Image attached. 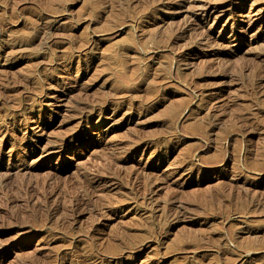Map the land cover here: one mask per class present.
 I'll return each instance as SVG.
<instances>
[{
  "label": "rangeland",
  "instance_id": "1",
  "mask_svg": "<svg viewBox=\"0 0 264 264\" xmlns=\"http://www.w3.org/2000/svg\"><path fill=\"white\" fill-rule=\"evenodd\" d=\"M194 1L0 0V264H264V0Z\"/></svg>",
  "mask_w": 264,
  "mask_h": 264
},
{
  "label": "bare ground",
  "instance_id": "2",
  "mask_svg": "<svg viewBox=\"0 0 264 264\" xmlns=\"http://www.w3.org/2000/svg\"><path fill=\"white\" fill-rule=\"evenodd\" d=\"M172 2V1H171ZM184 3V0H180V4L179 5H182ZM213 3H215V2H213ZM210 0H196V1H194V6L196 5L197 6V8H198V10L199 11H197L196 12V14L194 15V16H196L195 18H194V20H197V18L198 19H201V20H203V21H210V19H211V17H213V21H215L217 18H218V16H220L221 15V13H217V14H219V15H217V14H215V12L217 11V9H218V7L215 5V4H213ZM255 3H257V2H255ZM169 4H171V3H169V1H167V3H166V5H168V7H170L169 6ZM172 6V5H171ZM196 8V9H197ZM239 9H240V11L242 12V15H248V14H251L252 12H263V7L262 6H257V5H255V4H252V5H250L249 7L248 6H246L245 4L244 5H241L240 7H239ZM222 12V11H221ZM223 13V12H222ZM228 13H231L232 14V10L231 11H229ZM257 14V13H256ZM191 17V16H190ZM193 18V17H192ZM192 20V19H191ZM193 22V21H192ZM195 22H197V21H195ZM199 22H202V21H199ZM246 21L244 20L243 21V29L242 30H244L245 32L246 31H248V30H250V29H253L255 26H256V24L254 23V22H246ZM226 23H228V21H226ZM185 24V23H184ZM192 25H194V24H190V23H187V24H185L184 26H182V28L180 29V33L181 34H183L184 35V33H186L187 31H191V30H193L194 29V27H195V25H194V27L192 26ZM216 25V24H215ZM201 26H203V24L201 25ZM231 27V26H230ZM228 28V27H227ZM261 29H263L264 30V24H260L259 25V28H258V30H261ZM235 32V29L233 28V27H231V34L232 33H234ZM198 37V38H197ZM196 38V43H200V44H203L204 46H206V45H208L209 43H210V38H211V33L209 32V31H205V32H203L202 34H199L198 36H197ZM213 39H214V37H213ZM247 40V39H246ZM249 40V39H248ZM259 40H261V39H259ZM248 43V42H247ZM212 44V43H211ZM251 46V45H250ZM243 47V46H242ZM235 49V48H234ZM233 49V50H234ZM242 50V49H241ZM238 52V51H237ZM155 54V53H154ZM184 116V115H183ZM77 204H79V201L78 200H76L73 204H72V206H76Z\"/></svg>",
  "mask_w": 264,
  "mask_h": 264
}]
</instances>
